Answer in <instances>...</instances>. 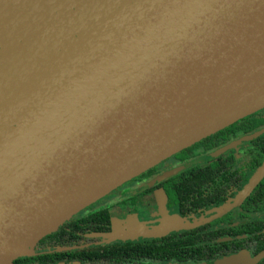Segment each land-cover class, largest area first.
Instances as JSON below:
<instances>
[{"label":"water","instance_id":"water-1","mask_svg":"<svg viewBox=\"0 0 264 264\" xmlns=\"http://www.w3.org/2000/svg\"><path fill=\"white\" fill-rule=\"evenodd\" d=\"M263 109L264 0H0V264Z\"/></svg>","mask_w":264,"mask_h":264},{"label":"flooded vegetation","instance_id":"flooded-vegetation-1","mask_svg":"<svg viewBox=\"0 0 264 264\" xmlns=\"http://www.w3.org/2000/svg\"><path fill=\"white\" fill-rule=\"evenodd\" d=\"M248 118L253 124L264 121V109L237 123ZM263 130L264 124L248 132L238 127L218 145L212 135L170 157L74 217L85 220L107 211L109 220L100 225L108 230L82 237L77 232L76 244L38 251V244L58 229L37 244L36 256L29 259L56 255L51 264H264V176L242 198L264 165V133L247 138ZM116 250L119 258L113 255Z\"/></svg>","mask_w":264,"mask_h":264},{"label":"trees","instance_id":"trees-1","mask_svg":"<svg viewBox=\"0 0 264 264\" xmlns=\"http://www.w3.org/2000/svg\"><path fill=\"white\" fill-rule=\"evenodd\" d=\"M260 116V115H259ZM252 118H248L241 123L234 124L233 126L227 128L226 130H223L217 134H215L211 139L216 142V145L220 144L221 141L226 139L228 135L236 133V129L238 127H241L244 131H249L251 129H254L258 126H261L264 124V121L258 119V121L253 124ZM209 141V140H206ZM109 220V214L107 211L100 212L98 214L90 216L88 219L80 220L78 217L72 219L71 221L64 224L59 230L51 235L49 238L42 240L38 246L37 250L42 251L44 249H49L52 247H60V246H68L73 245L78 242L80 237L78 236V233H80V236L82 237V234L89 233V232H104L108 229L106 227H103V224L100 225V223H105ZM98 221V222H97ZM120 251L116 250L113 251V255L117 258L120 257ZM56 255H43L38 256L32 259H22L14 262V264H51L54 261V257Z\"/></svg>","mask_w":264,"mask_h":264}]
</instances>
